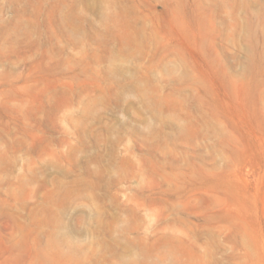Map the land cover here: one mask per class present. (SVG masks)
Listing matches in <instances>:
<instances>
[{
  "label": "rangeland",
  "instance_id": "374dc122",
  "mask_svg": "<svg viewBox=\"0 0 264 264\" xmlns=\"http://www.w3.org/2000/svg\"><path fill=\"white\" fill-rule=\"evenodd\" d=\"M0 264H264V0H0Z\"/></svg>",
  "mask_w": 264,
  "mask_h": 264
}]
</instances>
